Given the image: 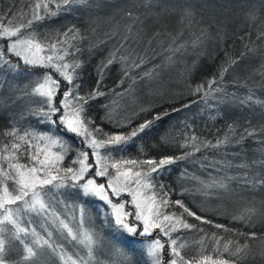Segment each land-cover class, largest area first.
Listing matches in <instances>:
<instances>
[{"label":"snow or ice","instance_id":"6c2138e0","mask_svg":"<svg viewBox=\"0 0 264 264\" xmlns=\"http://www.w3.org/2000/svg\"><path fill=\"white\" fill-rule=\"evenodd\" d=\"M80 6L92 7L89 0H29L27 10L0 9V73L5 77L12 74L15 79L23 73L33 75L36 69L43 70L25 84L22 91L26 97L39 98L34 101L36 106L27 109V113L35 117L39 125L47 126V130L22 127L13 117L9 125L0 130V264H40L46 252L57 255L61 264H97L96 251L102 244L101 234L87 222L83 206L79 208V218L75 204L65 205L66 211L71 208L69 215L57 214L50 199L53 189L57 192L71 189L69 196L76 193L99 198L103 202L104 222L113 229V238L119 244L126 241L125 247L129 252L136 251L133 245L143 243L148 258L146 264H244L251 242L259 240L264 244V233L241 231L201 216L183 199L191 190L185 188L177 193L175 188L163 182V177L171 166L192 160L202 150L242 147L245 141L259 137V157L234 165L243 171L236 175L226 173L219 178L213 177L210 182L196 176L191 179L199 182L200 187L195 192L202 195L213 194L210 190L227 191L232 181L245 187L264 188V126L256 129L250 121L246 122L247 126L233 121L226 125L222 136L219 134L221 130H217L215 139L209 140L197 134L192 125L181 121L182 127L175 136L168 134L161 138L162 143L178 149V154L150 157L143 146L140 149L143 158L124 157L117 153H123L126 146L141 134L150 132L158 121L197 102L189 100L170 111L156 112L151 101L139 102L136 96L138 83L150 87L165 67L191 56L190 64L184 61L181 81L185 83L189 96L196 97L207 107H215L212 101L224 103L229 96L222 86L225 74L256 49L246 43V51L239 56L225 49V58L218 72L193 84L192 77L198 69L200 57L207 55L213 61L216 59L207 51V45L216 43L218 48L223 42V22L204 17L197 21L190 6H180L181 29L174 32L155 30L144 51L140 52L132 46L139 43L141 35L134 30L138 23H144L141 16L148 13L139 12V8L152 9L153 0L122 7L115 5L130 21L126 25L127 34L96 64L94 85L85 89L82 76L85 61L81 58L88 40L85 32L75 24L49 33H40L36 27L37 23L61 14H71ZM104 6L107 5H95L97 8ZM151 14L159 17L161 12ZM246 19L250 21L248 27L256 29L257 41H264V21L257 24L259 16L252 10L246 12ZM185 27L189 29L187 34ZM246 34L251 36L250 32ZM115 35L117 33L113 32L109 38ZM104 43L88 44L87 51L91 55L93 49ZM153 43L159 52L152 47ZM158 59L160 62L155 63ZM149 63L153 64L152 68L145 70ZM113 67H117L118 79L115 87L106 88L104 81ZM260 75L264 77V64ZM234 83L240 85L238 79ZM5 84H8L9 93L16 90L7 79L0 80V96H3ZM260 87L264 88V81L260 82ZM248 91L249 94L242 99L233 93L232 99L238 100L241 106L253 103L264 106V101L255 98L251 88ZM108 97L113 99L110 103L101 104L105 113L101 121L107 120L117 128L128 127L130 131L105 132L90 115L93 102ZM125 98H130L134 110L123 121H116L114 112L120 107L119 101ZM6 106V101L0 102V108ZM142 114L151 115V118L133 126V121ZM210 118L215 120L217 116ZM52 129L75 137L79 145L70 143ZM218 163L225 168L233 167L231 161L226 164L210 162L213 167ZM181 175L186 177L188 173L185 171ZM173 196L180 198L173 199ZM253 213L254 209H247L233 215L232 220L246 227L253 226ZM35 217L41 219L40 227L44 234L37 230ZM188 217L200 224L190 222ZM203 224L230 235L225 238L219 231L205 230L201 227ZM182 230L202 234L196 242L195 255L184 251L188 245L182 238ZM57 233L59 239L55 238ZM236 237H244L243 242ZM66 245H71L74 251L70 252ZM117 251L122 256L126 255L120 248ZM13 252L17 258L9 259ZM261 256L264 257V249ZM125 264L135 262L127 258Z\"/></svg>","mask_w":264,"mask_h":264},{"label":"trees","instance_id":"16d2710c","mask_svg":"<svg viewBox=\"0 0 264 264\" xmlns=\"http://www.w3.org/2000/svg\"><path fill=\"white\" fill-rule=\"evenodd\" d=\"M144 2L145 0H89V4L92 5L91 8L80 6L78 10L73 11L71 14H61L51 20L37 23L36 27L40 33H49L75 24L85 32L88 40L85 41V51L82 53L81 58L85 61L82 76L84 88L87 89L94 85L96 79V64L107 54L108 50L114 45H117L122 37L127 34L126 25L130 21L114 6L120 5L122 7L125 4H143ZM28 4L29 0H0V9L7 11L11 8L14 12L20 9L27 10ZM96 4H104L107 6L97 8L95 7ZM153 5L154 7L152 9L139 8V12L148 13V15L141 16L144 23L142 25L138 23L134 30L135 32H140L141 35L138 38L139 43L133 44L132 46L136 47L140 52L144 51L148 43V38L155 30L174 32L181 29L180 6H190L197 21L201 17H204L206 20L215 18L223 22V42L219 44L218 48L216 43H209L207 45V51L215 55L216 59L213 61L207 55L200 57L198 69L192 77L193 84L200 82L201 79L206 77H211L213 73L218 72V67L225 58V49L232 55L239 56L241 52L246 51L245 44L247 43L250 48H255L256 51L248 53L239 65L233 66L225 74L222 86L226 88L229 96L225 99L224 103L212 101L211 103L215 107H207L196 97L189 96L185 83L181 81L180 73L184 69V61L190 64L192 60L191 56H186L176 64L165 67L160 73L159 78L151 82L150 87H145L143 83H138L136 96L139 102L146 103L151 101L156 106V112H162L164 110L170 111L172 108L180 107L182 103H187L189 100H197V102L179 113H173L163 120L158 121L150 132L141 134L140 138H136L134 142L130 143L126 153L132 158H143L140 152L143 146L144 151L150 157H159L161 154H178V149L172 147L170 144L162 143L161 138L168 134L175 136L182 127L181 121L192 125L197 134L207 137L209 140L215 139L217 130H221L219 134L222 136L226 125L233 121H237L242 126H247L246 122L250 121L251 125L256 129L264 126V106L255 103L251 104V106H241L238 100L234 101L232 99L233 93L240 99L244 98L249 94L248 90L251 88L255 98L264 101V88L260 87V82L264 81V77L260 75L261 65L264 64V41H257L256 29L249 28L248 24L250 21L246 19V12L252 10L259 16V20L256 22L257 24L260 21H264V0H153ZM164 9H167V11H162ZM155 12H161V15L157 17L151 14ZM188 31L189 29L185 27L186 34ZM113 32L117 33V35L109 38ZM249 32L251 33L250 37L246 34ZM213 33H215V29H213ZM240 37H243V39H240ZM100 41H105L106 43L100 44L99 48L93 49V53L90 55L87 51L88 44L96 45ZM152 47L156 48L157 52L160 51L155 43H153ZM159 62V59L155 61V63ZM152 66L153 64L149 63L145 70L152 68ZM36 70L34 75H39L40 73ZM39 70L41 72L43 71L42 69ZM19 76H28V74L23 73ZM5 79L16 90L9 93L8 84L4 85V93L3 96H0V102L6 101L7 106L0 108V130L5 129L9 125L10 118L13 117L19 121V125L22 127L31 126L40 130H47V126L39 125L36 118L29 116L27 113V109L36 106L34 101L39 98L24 96L22 90L25 84L14 85L13 81L15 79H13L12 74L5 77L3 73H0V80ZM117 79V67H113L105 78L104 84L106 88L115 87ZM237 79L240 81L239 86L234 83ZM8 97L10 99H6ZM112 99V97L101 98L99 101L93 102L90 115L95 117L96 123L100 124L105 132L130 131L131 129L128 127L117 128L107 120L101 121L100 118L105 115L101 104L110 103ZM119 104L120 107L114 112V118L116 121H123L125 116L131 115L134 107L130 103V98L120 100ZM135 110H138V108ZM217 110L219 111V115H217ZM22 113L23 119H21ZM211 116H217V118L213 120L210 118ZM145 118L150 119L151 115L142 114L133 121V126ZM52 131L67 137L69 142H76L79 145L75 137L67 133H61L59 129H52ZM258 139L259 137L249 139L245 141L242 147L230 146L228 148L222 147L219 150H202L192 160L183 161L178 165L171 166L170 171L164 175L163 182L175 188L177 193L183 191L185 188L191 190L189 194L183 196V199L193 211H196L201 216H206L216 223L228 225L231 228H239L241 231L264 233V188L245 187L237 181H232L227 191L210 190L213 194L202 195L199 192H195V189L200 187L199 182L191 179L192 176H196L199 180L210 182L213 177L219 178L226 173L228 175H236L238 172L243 171L236 169L234 165L259 157L260 153L258 150L260 145ZM236 153H239V156H236ZM205 157L207 159H204ZM215 161H222L225 164L231 161L233 167L225 168L219 163L213 167L210 162ZM202 165L208 166L204 167ZM217 169L220 170L217 171ZM185 171L188 173L186 177L181 175ZM256 171H260V169ZM177 198L180 197L173 196V199ZM82 204L87 215V222L102 237V244L97 250L98 264H111L110 261L112 264H125L127 258H130L135 264H146L148 258L144 253L143 243L133 245L136 251L129 252L127 247H125L126 241L124 244H119L113 238V229L104 221L101 225L96 221L91 212L92 200L86 199ZM247 209H254V213L251 216L253 226L246 227L244 224L232 220L233 215L244 213ZM35 218L37 220V217ZM36 220L35 225L37 226L38 222ZM188 220L192 223L200 224L194 218L188 217ZM201 227L210 232L219 231L225 238H228L230 235L207 224H203ZM181 235L188 245L184 251L189 255H195L198 247L196 242L202 234L182 230ZM137 239L143 238L137 237ZM236 239L243 242L244 237H236ZM117 248L122 249L126 255H120ZM68 249L69 251H74L70 246ZM262 249H264V244L261 241H252L251 250L244 264H264V257L261 256ZM16 258L15 252L9 256V259ZM57 264L60 263L57 261Z\"/></svg>","mask_w":264,"mask_h":264},{"label":"rangeland","instance_id":"374dc122","mask_svg":"<svg viewBox=\"0 0 264 264\" xmlns=\"http://www.w3.org/2000/svg\"><path fill=\"white\" fill-rule=\"evenodd\" d=\"M36 71H38V73H41V71L39 69ZM35 76L36 75H34V74L28 75V76H19L13 81V83H14V85L27 84L31 79H34ZM108 132H110V131H108ZM65 138L69 141V139L67 137H65ZM70 143H74V142L70 141ZM75 144L78 146V144L76 142H75ZM127 148H129L128 145L126 146V149L123 151V153H117V155L122 154L124 157H131L130 155H128V153H126ZM72 155L73 156L75 155V151H73ZM100 182H103V181L101 180ZM69 192H72V190L71 189H60L59 192H57V190L53 189L52 193H50V199L52 200L53 208L57 212V214H60L62 216L69 215L71 213V208H69L66 211L65 205L66 204L67 205L75 204L77 206L76 215H77V218H79V208H80V206H83L82 202L86 201V199H89L90 201L92 200V203H93L91 205V210H92L91 212H92L94 218L96 219V221H98V223L100 225L103 224V221H104L103 202H101L99 200V198L94 197V196L84 197L82 195H77L76 193H73L71 196H69L68 195ZM108 211H111V210L109 209ZM35 220H36V218H35ZM36 222H38L37 226L35 225L37 227V230L41 231V233L44 234L43 229L40 227V224L42 221L39 217H37ZM53 231H55V230L53 229ZM55 238L59 239L58 233L56 234ZM69 246L71 247V245H66L67 248ZM143 249H144V245H143ZM97 259H98V254L96 251V261H97ZM56 260L58 261V263L61 264V261L59 260V257L57 255H53L50 252H46V254H45L44 258L42 259V261L40 262V264H52V263L57 264ZM110 263L112 264L111 261H110Z\"/></svg>","mask_w":264,"mask_h":264}]
</instances>
